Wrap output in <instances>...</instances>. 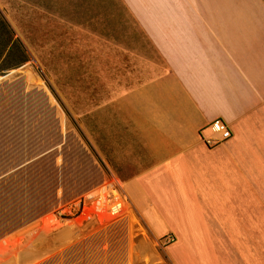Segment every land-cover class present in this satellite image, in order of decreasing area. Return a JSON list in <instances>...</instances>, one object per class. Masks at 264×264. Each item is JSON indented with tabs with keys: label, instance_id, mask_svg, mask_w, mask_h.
I'll list each match as a JSON object with an SVG mask.
<instances>
[{
	"label": "crops",
	"instance_id": "obj_1",
	"mask_svg": "<svg viewBox=\"0 0 264 264\" xmlns=\"http://www.w3.org/2000/svg\"><path fill=\"white\" fill-rule=\"evenodd\" d=\"M75 11L90 17L77 30L150 40L166 65L109 104L93 151L153 237H175L170 261L264 264V0H81ZM216 120L233 137L209 149L200 131Z\"/></svg>",
	"mask_w": 264,
	"mask_h": 264
},
{
	"label": "rangeland",
	"instance_id": "obj_2",
	"mask_svg": "<svg viewBox=\"0 0 264 264\" xmlns=\"http://www.w3.org/2000/svg\"><path fill=\"white\" fill-rule=\"evenodd\" d=\"M79 1L0 0L28 56L0 73V264H173L134 208L137 239L129 217L52 222L119 182L94 155V128L107 125L117 97L166 70L150 40L109 38V24L77 30L90 19Z\"/></svg>",
	"mask_w": 264,
	"mask_h": 264
},
{
	"label": "built area",
	"instance_id": "obj_3",
	"mask_svg": "<svg viewBox=\"0 0 264 264\" xmlns=\"http://www.w3.org/2000/svg\"><path fill=\"white\" fill-rule=\"evenodd\" d=\"M206 130L209 132L206 133ZM206 130L200 131V140L209 149L217 148L233 137L230 127L222 120L212 122ZM116 182H110L101 189L77 200L74 204L59 210L53 215L52 222L57 224L81 219L82 223L98 221L106 224L108 221L129 217L130 213L133 214V206L123 187ZM161 241L170 245L174 243L175 237L169 234Z\"/></svg>",
	"mask_w": 264,
	"mask_h": 264
},
{
	"label": "trees",
	"instance_id": "obj_4",
	"mask_svg": "<svg viewBox=\"0 0 264 264\" xmlns=\"http://www.w3.org/2000/svg\"><path fill=\"white\" fill-rule=\"evenodd\" d=\"M14 36L13 29L0 12V73L19 68L28 61L24 48Z\"/></svg>",
	"mask_w": 264,
	"mask_h": 264
}]
</instances>
